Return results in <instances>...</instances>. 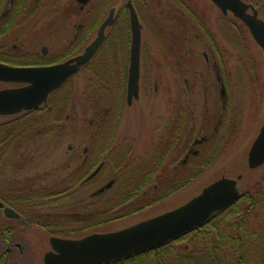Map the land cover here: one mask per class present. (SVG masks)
I'll use <instances>...</instances> for the list:
<instances>
[{
	"label": "rangeland",
	"instance_id": "374dc122",
	"mask_svg": "<svg viewBox=\"0 0 264 264\" xmlns=\"http://www.w3.org/2000/svg\"><path fill=\"white\" fill-rule=\"evenodd\" d=\"M122 1L118 0L120 3ZM139 1L147 4V7H137L142 24L141 98L134 104V108H126L124 111L119 133L139 135L140 132L141 137L137 143L141 153V157L139 156L137 160L139 167L143 160L145 164L147 160L152 159L156 154L151 147L152 133L169 132L171 102L168 98L173 93L175 84L183 85L186 79L191 87L188 107H191L192 113L188 121L189 126L186 121L180 122L182 126L187 127L181 126L177 137L174 149V156L177 159L175 164L169 165L167 160L163 161L162 168L147 178L148 183L145 177L148 172H138L141 177L138 176L137 181H144L143 190L140 189V193L134 198H127L126 203H120L119 206L114 204L109 208L111 203L108 204L111 201L109 194L104 199H91V195L100 186L91 183L77 186L72 197L59 206L42 203L35 208L39 212L76 214L77 216L73 218L69 217L71 219L65 215L62 222L70 223L78 220L77 224L82 227L79 233L81 237L92 232L119 230L163 214L198 195L204 187L218 180L224 173L230 176L243 174L239 183L242 190H250L255 181L264 178V166L250 170L247 164L250 145L264 124V51L249 36L248 29L241 21L231 13L222 14L211 0ZM260 2L264 6V0ZM96 3L97 1L94 0L95 5ZM97 8L100 7L91 4L79 9L75 0H32L31 16L13 32L10 31L6 39L12 42L16 37L21 40L30 37L32 41L29 46L46 45L51 52L57 51L60 47L63 50L75 35L77 26L88 19L94 20L98 15ZM109 9L110 7H106L102 21L108 16ZM261 11L264 16V7H261ZM99 27L100 25L95 29L93 38L97 35ZM116 27L120 29L117 33L114 31L112 40L113 44L116 43L113 47L114 51H129V47L126 49V44H130V29L122 38L121 25L117 24ZM91 39L92 37L85 42L83 49ZM212 42L219 46L217 51L211 49ZM106 50L103 43L97 53L98 56L96 55L97 60L103 57ZM99 53L102 55L99 56ZM216 53L219 55L217 56ZM117 65L120 66L118 60ZM215 65L223 68L221 77L229 93L228 105L231 107H227L229 113L226 112L230 118L229 124L220 128V137L223 138L221 147L229 145L224 150L221 148L223 154L220 158L215 157L213 147L211 150L208 147L205 150L201 149L200 155L190 160L184 167L179 162L184 158L186 146L183 150V145H193L194 139L204 134H215L214 126L222 102L221 86L216 76ZM90 81L91 74L81 70L73 76V86L64 89L66 99L70 100L71 104L64 113L70 115V119L64 120L62 159L64 176L73 170L69 168L71 163L73 167L75 164H81V159L77 162V159L73 158V153H79V138L89 136L87 120L90 116V102L88 100L93 90L100 87L97 82L95 86V83ZM152 90L155 92L153 96ZM108 102L111 106L114 105L113 100L97 102L96 108L104 110L110 107ZM203 125L205 128L200 134L199 129ZM189 127H191L190 131ZM225 127L227 128L224 129ZM136 139L138 140L137 137L133 138L134 141ZM120 142L121 140L118 143ZM69 145H74L73 151L69 149ZM79 145L80 158L83 159L82 150L85 142ZM210 158L211 161L207 163ZM185 172L191 174L190 180L179 185L181 176ZM102 180L103 183L107 181L105 177ZM131 183L134 185L136 183L133 178L128 180V184ZM172 186H175V190L171 189V193L161 196L168 187ZM248 203V197H244L202 227L203 232L199 236L196 234V238L201 240L199 244L201 247L211 242L212 244H206V247H215L219 255L217 262L204 259L202 264H238L239 259L241 264H264V217L256 215L253 218V215L248 214L243 217L247 212ZM141 206L144 207L133 214L123 217L118 215ZM104 207L106 212L102 214L103 216H99L100 210L105 211L101 209ZM257 211L264 213L263 203L259 205ZM96 214H98L96 221L101 218L108 219L94 226L90 220L95 219L89 218H93ZM49 217L56 218L54 215H46L45 218ZM241 219L244 222L241 223L242 227L237 229L234 225ZM89 225L92 226L88 227ZM30 233L22 257L17 258L15 255L13 263L4 264H44L43 256L51 249L50 234L37 226H34ZM193 239L194 237L185 236L173 242L172 250L181 251L194 246Z\"/></svg>",
	"mask_w": 264,
	"mask_h": 264
},
{
	"label": "flooded vegetation",
	"instance_id": "af4514ba",
	"mask_svg": "<svg viewBox=\"0 0 264 264\" xmlns=\"http://www.w3.org/2000/svg\"><path fill=\"white\" fill-rule=\"evenodd\" d=\"M31 1L32 0H0V64L14 68L29 69H42L60 65L82 54L86 47L96 37L93 38V30L90 35L92 37L91 41L84 49L82 48V50L79 51L77 47L79 46L78 40L80 34L88 33L89 27L95 25L93 19H88L85 23L77 26L75 35L63 50L60 47L57 51L51 52L46 45L29 46L32 41L30 37H25L22 40L16 37L12 39V42L7 40L6 35L10 31L13 32L16 27L23 24L31 16ZM96 1L97 3L95 5L94 0H87L86 3L75 0L79 9H83L82 7L91 4L94 5V7H110L108 15L111 9L115 8V22L106 29L104 44L107 50L103 55L99 53V56H103L100 57L102 59L98 58L97 60V52L78 72L80 73L81 70L87 71L91 74L90 82L95 83V86L97 83L100 85V87L93 90L88 100L90 102V116L87 120L89 136H87V138H79L80 141L77 140L79 153H73V158H76L77 162L81 159V164H75V167H73L74 165L71 163L69 168L73 170L70 174L63 175L64 120L65 118L70 119V115L68 113L64 115V113L65 109L71 105L70 100L66 99V92H64V89H68L70 85H72L73 76L76 74L71 76L61 87L52 91L46 99L36 102L31 107H24L15 112L0 111V264L13 263L15 261V255L17 258L22 257L21 255L25 253V245L29 240L30 232L34 226L48 231V234H50V242L52 235H56V233H59L57 232L60 231L59 229H63L64 223L62 222V218L65 215L68 216V218L77 216L76 214H64L63 212H39L35 209L38 204H55V206H59L66 198L69 199L72 197L77 186H84L91 183L96 186L100 185L98 189L94 191V194L91 195V199H104L108 194L112 196L109 197V200H111L109 202L124 201L129 197H131L129 199H132L135 195L140 193V189H142L144 185V181H137L138 176L141 177L138 172H148L145 176L146 182L148 183L149 179L147 178H150V175L154 174L153 172H157L162 168L163 161L167 160L169 165L171 163L175 164L177 161L174 156V149L179 131H181L182 125L180 122H188L192 113L190 111L191 107H188L189 98L191 96V87L187 82L188 80L186 79V83L183 85L175 84V89H173V93H171V96L168 98L171 102V112L169 116L171 128L168 129L170 133L168 131L152 133L153 140L151 142V147L156 154H154L152 159L147 160L145 164L143 160L141 167H139L140 165L137 164V160L141 153L137 143H139L141 137L140 132L139 135H122L119 132L121 130L120 126L124 111L126 108H134V104L141 98V55L138 95H133L130 98L128 82L131 63V38L130 44H126V49L129 47V51H114L113 47L116 46V43L113 44L112 40L114 38V31L115 33L119 31L118 27H116L117 24H125L124 21H120V17L122 10L124 11L125 8L127 9V7H129L128 2L131 1L134 7H147V4L139 0H123L121 3L118 2V0ZM247 2L253 5L258 11V16L264 19L261 11V7L264 6L261 4L260 0H250ZM242 23L244 24V22ZM121 31L123 38L129 30L124 28L121 29ZM249 36L255 41L251 33ZM109 43L111 45H109ZM212 44L210 43L211 49L217 51L219 46L215 45L213 42ZM216 55L218 56L219 53H216ZM206 58L208 61V57ZM117 60L120 66L117 65ZM101 65L103 67H100ZM222 71L223 68L221 66H216V76L220 81L222 102L219 116H217L218 113L216 112L217 123L214 126L215 134H204L200 138L196 137L193 145H183V150L186 146L184 158L180 159L179 162L184 167H186L190 160L200 155L201 149L205 150V148L208 147L211 150L213 147L212 151L215 152V157L220 158L223 154L221 148L224 150L229 145L226 144V146L224 145L225 147H221L223 138L220 137V128L222 125L227 126L229 124L230 118L227 114L229 113L227 112V107H231V105H228L229 93L221 77ZM32 86V80L0 79V92L31 88ZM154 93V90H152V96ZM37 94V91H30L28 93L30 100H28L27 103H31V100L36 98ZM11 96H14V98L9 100L0 98V106L4 105L6 102H11L14 104V107H17L19 103L18 98L16 95ZM106 99L107 101L113 100L114 105L111 106L110 102H108L110 107H106L104 110H98L96 108L97 102H107ZM207 111H210L209 108H207ZM176 123L177 130H175ZM187 126H189V122ZM186 127L182 126V128ZM263 127L264 124L260 127L250 145L247 159L248 168L250 170H257L264 166V163L257 167H251L249 165V153ZM204 128L205 125L199 129L200 134L203 132ZM226 128L227 127L224 129ZM190 130L191 127H189V131ZM136 137L138 140L136 139L134 141L133 138ZM119 140H121L120 143H118ZM84 142L85 145L82 150L84 158L82 159L80 158L81 153L79 144ZM74 148V145H69V149L72 151ZM156 156L161 157L157 158ZM210 161L211 158L207 163ZM134 172L137 173L134 174ZM188 174L186 172L182 174L181 184L179 183V185H183L186 181L190 180L191 174ZM102 176L107 179L104 183L102 180L103 178H101ZM223 177L235 179L239 185L243 178V174L240 173L236 176H230L224 173L222 177L218 179ZM132 178L136 182L135 185L134 183L128 184V180ZM65 185L66 188H64ZM127 188H129L130 191H128ZM239 188L241 189L240 185ZM117 189L120 190L119 195V190ZM171 189L174 190L175 186L168 187L161 196L168 194ZM65 191H68L66 198ZM241 191L243 195H246L245 197H248L249 205L247 214L250 216L253 215V218H255L256 215L264 217V213L257 211L259 205L261 203L264 204V178L255 181L250 190L241 189ZM122 192L125 194H122ZM243 198L244 197L240 200ZM46 215H54L56 218H45ZM53 219L56 221L52 222ZM54 225L59 226L57 230L54 229L53 231L52 228L48 227ZM48 251H46L45 254Z\"/></svg>",
	"mask_w": 264,
	"mask_h": 264
},
{
	"label": "water",
	"instance_id": "95a60500",
	"mask_svg": "<svg viewBox=\"0 0 264 264\" xmlns=\"http://www.w3.org/2000/svg\"><path fill=\"white\" fill-rule=\"evenodd\" d=\"M86 3L87 0H79ZM225 15L229 12L242 20L257 44L264 50V20L256 8L244 0H211ZM132 33L131 63L129 72V97L137 96L140 78V55L142 24L136 8L128 2ZM83 8V7H82ZM115 8L101 24L98 35L85 51L60 65L42 68H14L0 64V79L33 81L31 88L6 90L0 98L11 99L16 95L18 105L11 102L0 106L2 112H15L31 107L46 99L56 88L62 86L70 76L77 73L97 53L105 39V30L115 22ZM37 91V97L30 100L28 93ZM20 100V101H19ZM7 107V108H6ZM6 108V109H5ZM264 163V127L249 153V165L257 167ZM242 196L237 180L223 177L186 202L185 204L144 220L121 230L95 232L82 238L71 239L51 237L52 251L46 253L45 264H108L130 258L134 255L163 247L180 239L191 231L208 224L217 213L225 210Z\"/></svg>",
	"mask_w": 264,
	"mask_h": 264
},
{
	"label": "trees",
	"instance_id": "16d2710c",
	"mask_svg": "<svg viewBox=\"0 0 264 264\" xmlns=\"http://www.w3.org/2000/svg\"><path fill=\"white\" fill-rule=\"evenodd\" d=\"M105 10H106V7L97 8L96 11H97L98 15H96V17L94 18L95 25H92L91 27H89L88 33H86V34L81 33L80 34L79 40H78L79 46L77 47V48H79V51L82 50L83 46L85 45V42L88 41L89 38L91 37L90 35H91L92 31L94 30V32H95V29L100 25V23L102 21L101 19L104 16ZM137 10H138V8H137ZM120 19H121L120 21H124V23H125V24L121 25V29L127 28L129 30L130 29L129 12L126 8L124 9V11L122 10V14H121ZM119 29H120V27H119ZM117 190H119V189H117ZM127 190L130 191L129 188H127ZM169 193H171V192H169ZM67 194H68V191H65V198L67 197ZM119 194H120V190H119L118 195ZM122 194H125V193L122 192ZM125 201H127V200H124L122 202H118V201L111 202V203L108 202V204L110 203V205L108 207L111 208L112 205H114V204H116V206H119L118 204L126 203ZM146 205H149V204H146ZM143 207L141 206L139 208L129 210V211H126V213H120L118 215H121L122 217L127 216V215L135 213L136 211L141 210ZM101 209H105V211L101 212V210H100L99 216H103L102 214L106 212V207L101 208ZM108 210L109 209H107V211ZM97 215L98 214H96L93 219L90 218L92 220L95 219L94 221L90 220V222H92V225H94V226L97 224H100L102 222H105V220L108 219V218H105V219L101 218L99 221H96ZM118 215H116V217H120ZM246 216H247V212H245L243 217H246ZM243 219H241L235 223L234 226L237 227V229L238 228L240 229L242 227L241 223L244 222ZM86 221H88V219ZM77 222H79V221L74 220L73 222L68 223V224L64 223L63 229L62 228L59 229L60 231H57L59 233H56V235L63 236V237H73V238L81 237V235H79V233H81L80 231L82 230V227L80 228L79 225L77 224ZM92 225H89L88 227H90ZM48 227L52 228L54 231V229L57 230L59 226L54 225V226H48ZM202 232H203V228H198V229L192 231L191 233H189L187 235V236L194 237L193 241L195 242L194 243L195 245L188 248V249L185 248L181 251L172 250V247H171L172 243H171V244L166 245L162 248L147 251V252L141 253V254H137L131 258L124 259V260H121L118 262L109 263V264H202L204 259L210 260L213 262H217V259L219 257L218 253L216 252L217 249H215V247H208V248L206 247V244L211 245L212 244L211 242L206 243L205 246L203 245L202 247L199 245L201 240H200V238L199 239L196 238V234H198V236H199ZM238 264H241L240 259L238 260Z\"/></svg>",
	"mask_w": 264,
	"mask_h": 264
},
{
	"label": "bare ground",
	"instance_id": "6f19581e",
	"mask_svg": "<svg viewBox=\"0 0 264 264\" xmlns=\"http://www.w3.org/2000/svg\"><path fill=\"white\" fill-rule=\"evenodd\" d=\"M96 38V37H95ZM95 38L93 39V40H95ZM207 186H209V185H207ZM206 186V187H207ZM206 187H204V188H206ZM240 189V188H239ZM240 191H241V189H240ZM241 193H242V191H241ZM119 230H121V229H119ZM115 231H117V230H115ZM149 251H151V250H149ZM133 257V256H132ZM131 258V257H130ZM128 259V258H127ZM124 260V259H123ZM121 261V260H120ZM116 262H118V261H116ZM111 263H113V262H111Z\"/></svg>",
	"mask_w": 264,
	"mask_h": 264
}]
</instances>
